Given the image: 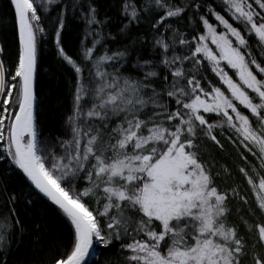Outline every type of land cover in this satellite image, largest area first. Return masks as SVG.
Returning a JSON list of instances; mask_svg holds the SVG:
<instances>
[{
	"label": "snow or ice",
	"instance_id": "snow-or-ice-1",
	"mask_svg": "<svg viewBox=\"0 0 264 264\" xmlns=\"http://www.w3.org/2000/svg\"><path fill=\"white\" fill-rule=\"evenodd\" d=\"M9 5L18 58L7 61L0 43V161L70 228L31 264H264V0H119L115 32L97 0ZM73 20L84 27L70 54ZM49 37L74 75L62 134L43 133L37 115ZM226 143L243 188L217 183L233 175L217 158ZM0 194L9 264L24 225L19 195L7 185ZM234 202L249 235L231 220Z\"/></svg>",
	"mask_w": 264,
	"mask_h": 264
},
{
	"label": "trees",
	"instance_id": "trees-1",
	"mask_svg": "<svg viewBox=\"0 0 264 264\" xmlns=\"http://www.w3.org/2000/svg\"><path fill=\"white\" fill-rule=\"evenodd\" d=\"M177 2L179 3L180 0H177ZM216 2L219 3V0H216ZM97 3L101 17L108 16L111 18L108 27L115 32L121 20L119 0H97ZM11 17L12 9L9 0H0V43H6L7 45L5 59L15 62L18 58L16 55L18 36L15 33ZM54 19L55 13L52 14V20ZM83 27L78 20L70 21L65 40L70 54H74L79 48ZM145 30L146 26L142 25L138 29L134 28L133 33L144 32ZM111 46L115 49L117 44L113 43ZM73 80L74 75L71 68L67 67L56 56L53 39L50 37L43 39L36 80L39 100L37 115L43 133L62 134V125L72 102ZM0 154H2V150H0ZM217 158L222 164H227L233 170L231 177L221 176L217 183L221 187H232L234 186L233 182H239L243 188L245 186L243 178L237 172V165L240 163L237 151L226 143L225 152ZM218 170V168H213L214 172ZM0 185H7L9 190L19 195V203L16 207L24 225L23 236L21 237L17 233V243L13 244L11 251L7 253L9 264H24L26 260L31 264L33 260L47 258L50 254L54 255L58 238L63 236L66 242L70 234V228L57 208L41 195L37 196L32 193L29 196L28 193L31 192V189L27 186L26 177L10 161H0ZM247 194L249 200L253 201L254 195L250 191ZM232 207L231 220L241 225L242 235H249L247 229L242 225L239 214L236 212L237 208H244L245 206L234 202ZM6 211L5 196L0 194V212ZM3 224L4 220L0 218V226ZM0 230H2V227H0ZM249 243H251V240H249Z\"/></svg>",
	"mask_w": 264,
	"mask_h": 264
},
{
	"label": "water",
	"instance_id": "water-1",
	"mask_svg": "<svg viewBox=\"0 0 264 264\" xmlns=\"http://www.w3.org/2000/svg\"><path fill=\"white\" fill-rule=\"evenodd\" d=\"M42 196V195H41ZM43 197V196H42ZM46 199V198H45ZM47 200V199H46Z\"/></svg>",
	"mask_w": 264,
	"mask_h": 264
},
{
	"label": "rangeland",
	"instance_id": "rangeland-1",
	"mask_svg": "<svg viewBox=\"0 0 264 264\" xmlns=\"http://www.w3.org/2000/svg\"><path fill=\"white\" fill-rule=\"evenodd\" d=\"M235 78V77H234Z\"/></svg>",
	"mask_w": 264,
	"mask_h": 264
}]
</instances>
